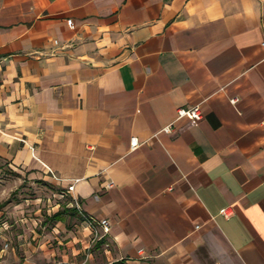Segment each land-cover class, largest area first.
I'll use <instances>...</instances> for the list:
<instances>
[{"label": "crops", "instance_id": "0c3cea01", "mask_svg": "<svg viewBox=\"0 0 264 264\" xmlns=\"http://www.w3.org/2000/svg\"><path fill=\"white\" fill-rule=\"evenodd\" d=\"M263 40L264 0H0V161L71 210L20 264H264Z\"/></svg>", "mask_w": 264, "mask_h": 264}, {"label": "rangeland", "instance_id": "374dc122", "mask_svg": "<svg viewBox=\"0 0 264 264\" xmlns=\"http://www.w3.org/2000/svg\"><path fill=\"white\" fill-rule=\"evenodd\" d=\"M61 193L40 176L11 169L0 161V264L22 263L24 251L17 242L24 234L28 237L50 228L54 223L52 214L68 209V197ZM68 216L62 213L64 226L69 224ZM96 241L92 235L89 245L92 247ZM29 242L33 246L34 241Z\"/></svg>", "mask_w": 264, "mask_h": 264}, {"label": "built area", "instance_id": "2783aa9c", "mask_svg": "<svg viewBox=\"0 0 264 264\" xmlns=\"http://www.w3.org/2000/svg\"><path fill=\"white\" fill-rule=\"evenodd\" d=\"M66 23L68 25H70L71 21L67 20ZM54 44H57V41L54 40ZM261 47L264 51V40L261 42ZM233 102V100H232ZM180 118H186L190 121H198L201 118V111H200V107L198 105H194V106H190V107H186V108H178L176 111V119H180ZM164 132H169L170 131V126H166L165 128H163ZM129 146L131 150H134L138 147V141L136 138L132 137L129 140ZM73 188L72 185H69L67 187V191H71ZM64 195L63 193H61V196ZM73 206L75 208H77L78 210L80 209V207L78 206L77 202L73 203ZM228 208H225L224 210L221 211L222 215L227 216L228 213ZM88 225L90 226L91 230H92V235H93V241L94 240H98L99 238L102 237L103 234L107 233V228H108V222L107 220H99V222L95 223L92 222L91 220H87ZM6 246V245H5Z\"/></svg>", "mask_w": 264, "mask_h": 264}, {"label": "trees", "instance_id": "16d2710c", "mask_svg": "<svg viewBox=\"0 0 264 264\" xmlns=\"http://www.w3.org/2000/svg\"><path fill=\"white\" fill-rule=\"evenodd\" d=\"M69 212H71V210L70 209H62V210H59V211H57L54 215H52L51 216V219L52 220H57L58 219V217H59V215H61L62 213H69Z\"/></svg>", "mask_w": 264, "mask_h": 264}]
</instances>
